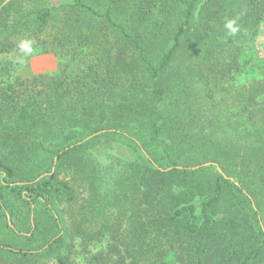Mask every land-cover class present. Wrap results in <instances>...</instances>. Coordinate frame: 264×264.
Returning <instances> with one entry per match:
<instances>
[{"label": "trees", "instance_id": "trees-1", "mask_svg": "<svg viewBox=\"0 0 264 264\" xmlns=\"http://www.w3.org/2000/svg\"><path fill=\"white\" fill-rule=\"evenodd\" d=\"M262 33L264 0H0V258L264 264Z\"/></svg>", "mask_w": 264, "mask_h": 264}, {"label": "rangeland", "instance_id": "rangeland-1", "mask_svg": "<svg viewBox=\"0 0 264 264\" xmlns=\"http://www.w3.org/2000/svg\"><path fill=\"white\" fill-rule=\"evenodd\" d=\"M261 36H262L261 43H264V33H262ZM260 55L262 57H264V52L260 51ZM31 66H32V70L35 74L52 73V72H55L57 70L58 61H57V58L53 55H44V56L34 58L31 61ZM252 76H254V74L253 75L252 74L245 75V76L239 78L237 80L238 84L244 83V81L246 79H248ZM255 76H258V75L255 74ZM133 158H134V155L127 148H125L123 146H119V145H113L112 147H110L108 149H99L94 154V159L99 164H104L106 167H108V165L110 164V161H112L113 159L125 160V159H133ZM198 168H200V167H198ZM62 177H64V176H62ZM67 179L71 180V182H73L71 177H68ZM230 179H234V178H230ZM234 181L236 182L235 179H234ZM235 182H232V183L235 184ZM237 184L238 183H236V185ZM86 195L87 194L84 193L83 191L80 192V197H79L78 203L74 204L71 208H69L70 213L74 212L76 208H78L82 205V203H83L82 200L84 199V197ZM262 214H263V216H262ZM263 217H264V212L263 213L261 212V218L263 219ZM263 228H264V226H263ZM76 243L77 244L82 243V241L77 239ZM110 244H112L110 237H106L105 239H102L100 242L93 243L89 249H91L93 251L103 250ZM5 262L6 261L3 258H0V264H6ZM46 262H47V264H54L53 260H51V261L46 260L45 263ZM73 262H74V264H85L84 249H82L79 246L76 247V252L74 253V256H73Z\"/></svg>", "mask_w": 264, "mask_h": 264}, {"label": "clouds", "instance_id": "clouds-1", "mask_svg": "<svg viewBox=\"0 0 264 264\" xmlns=\"http://www.w3.org/2000/svg\"><path fill=\"white\" fill-rule=\"evenodd\" d=\"M227 27L235 31V28H233V22H229ZM30 43L31 42L29 41H22L20 44V48L23 49L25 52H27L30 50Z\"/></svg>", "mask_w": 264, "mask_h": 264}, {"label": "water", "instance_id": "water-1", "mask_svg": "<svg viewBox=\"0 0 264 264\" xmlns=\"http://www.w3.org/2000/svg\"><path fill=\"white\" fill-rule=\"evenodd\" d=\"M56 161H57V160L55 159V164H56ZM210 165H212V164H211V163H208V164H205L204 166H210ZM196 169H199V168H196ZM217 170H218V172H219L220 174H222L226 179H229L230 181L235 182L234 179H230V178H228V177L223 173V171L221 170L220 167H217ZM235 184H236V182H235ZM33 217H34V215H32V220H33ZM8 219H9V216H8ZM9 225H10L11 228H13V224L11 223V221H9Z\"/></svg>", "mask_w": 264, "mask_h": 264}]
</instances>
